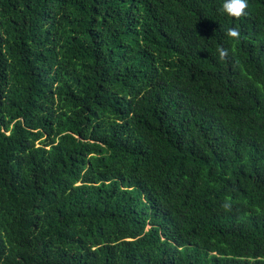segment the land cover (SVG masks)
<instances>
[{
    "label": "trees",
    "instance_id": "16d2710c",
    "mask_svg": "<svg viewBox=\"0 0 264 264\" xmlns=\"http://www.w3.org/2000/svg\"><path fill=\"white\" fill-rule=\"evenodd\" d=\"M223 3L0 0V264H264V0Z\"/></svg>",
    "mask_w": 264,
    "mask_h": 264
},
{
    "label": "clouds",
    "instance_id": "9594fccd",
    "mask_svg": "<svg viewBox=\"0 0 264 264\" xmlns=\"http://www.w3.org/2000/svg\"><path fill=\"white\" fill-rule=\"evenodd\" d=\"M248 8V0H224L222 5V12L226 13L230 17L236 19L241 18L247 14L246 10ZM226 35L233 39L240 38V30L238 26L230 27L227 29ZM219 57L221 60H224L228 57L229 52L227 49L221 47L218 48Z\"/></svg>",
    "mask_w": 264,
    "mask_h": 264
}]
</instances>
